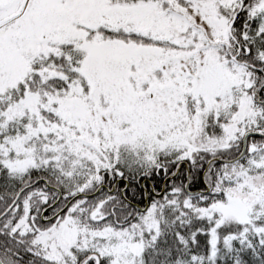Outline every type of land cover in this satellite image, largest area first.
<instances>
[{
  "label": "snow or ice",
  "instance_id": "1",
  "mask_svg": "<svg viewBox=\"0 0 264 264\" xmlns=\"http://www.w3.org/2000/svg\"><path fill=\"white\" fill-rule=\"evenodd\" d=\"M0 264H264V0H0Z\"/></svg>",
  "mask_w": 264,
  "mask_h": 264
}]
</instances>
